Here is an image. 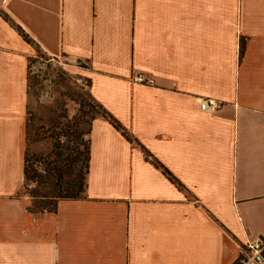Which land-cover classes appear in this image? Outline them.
I'll return each instance as SVG.
<instances>
[{
	"label": "crops",
	"instance_id": "obj_1",
	"mask_svg": "<svg viewBox=\"0 0 264 264\" xmlns=\"http://www.w3.org/2000/svg\"><path fill=\"white\" fill-rule=\"evenodd\" d=\"M1 14L46 56L83 64L133 139L93 121L83 196L54 212L21 194L34 49ZM203 99L223 106L200 112ZM259 238L264 0H0V264H235Z\"/></svg>",
	"mask_w": 264,
	"mask_h": 264
},
{
	"label": "rangeland",
	"instance_id": "obj_2",
	"mask_svg": "<svg viewBox=\"0 0 264 264\" xmlns=\"http://www.w3.org/2000/svg\"><path fill=\"white\" fill-rule=\"evenodd\" d=\"M33 52L27 69L24 167L28 172L21 194L30 201L29 208L50 210L56 198L66 196L70 178L77 170H85L82 159L77 166L66 162V157L75 156L78 148L74 126L79 125L87 133L91 123L101 119V112L89 93L90 81L83 64L62 56H43L49 58L44 61L35 49ZM87 138L84 135V140Z\"/></svg>",
	"mask_w": 264,
	"mask_h": 264
},
{
	"label": "trees",
	"instance_id": "obj_3",
	"mask_svg": "<svg viewBox=\"0 0 264 264\" xmlns=\"http://www.w3.org/2000/svg\"><path fill=\"white\" fill-rule=\"evenodd\" d=\"M2 15V19L5 20L6 22L9 23V25L11 26V28H13L18 34L19 36L22 38V40H24L26 43H28V45H30L33 49H35L38 53L39 58H42L44 61H49L48 59H44V57H46L45 53L39 48V46L37 44H35L29 37L28 34L25 33L19 26L15 25L13 22H11V20L9 19V17L6 14H1ZM243 49H244V43L243 40L239 41V60L240 58H242L243 56ZM28 89V86H27ZM97 108L100 110L101 113L100 117L102 119H105L109 122V124H111V126L117 130L118 132L121 133L122 136H124L128 142L132 143L133 139L129 136V134H127V131L122 128L119 125V122L116 121L114 118L111 117V115L109 113H107L105 110H103L99 105H96ZM28 123V121H27ZM27 123L25 120V136H27ZM52 123V122H51ZM50 123V124H51ZM90 128L91 125L89 127V130L87 131V133H85L80 127L79 125H75L74 126V141L76 142V144L78 145L77 150H76V155L73 157H66V162L71 165H75L76 164H81V159L82 161H84V173L81 171V167H79L80 170H77V172L74 174L73 178H70V180L66 183L67 190H66V196L64 197H60V198H56V202L54 203V206H52V209L47 210L44 207H40L37 206L35 210H33L32 208L28 207V211L30 213H44V212H54L55 211V207H57V203L60 200L63 199H74L77 200L81 197H79V194L84 193L85 190V176L86 173L88 172V156H89V134H90ZM73 134L71 136H73ZM84 135H87L88 138L84 140ZM144 156H145V160H148V158H152L150 154H148L146 151H144ZM152 163L161 168L162 173L165 175V177L171 181L172 183H174L175 185H177V187H180V185L177 183V181L172 177V175L167 172L157 161L151 159ZM24 166H25V158H24ZM27 169L24 167V181L27 179ZM43 199H46L45 197H42ZM36 199V198H34Z\"/></svg>",
	"mask_w": 264,
	"mask_h": 264
},
{
	"label": "built area",
	"instance_id": "obj_4",
	"mask_svg": "<svg viewBox=\"0 0 264 264\" xmlns=\"http://www.w3.org/2000/svg\"><path fill=\"white\" fill-rule=\"evenodd\" d=\"M132 82L152 85L150 79H146L140 74H135L131 78ZM198 110L204 113H215L223 106L222 102L214 99H203L198 101ZM235 264H264V240L254 239L245 243Z\"/></svg>",
	"mask_w": 264,
	"mask_h": 264
}]
</instances>
